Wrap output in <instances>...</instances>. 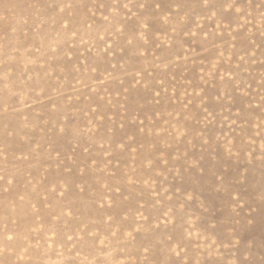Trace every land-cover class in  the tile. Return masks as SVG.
Returning <instances> with one entry per match:
<instances>
[{
  "label": "rangeland",
  "instance_id": "obj_1",
  "mask_svg": "<svg viewBox=\"0 0 264 264\" xmlns=\"http://www.w3.org/2000/svg\"><path fill=\"white\" fill-rule=\"evenodd\" d=\"M0 264H264V0H0Z\"/></svg>",
  "mask_w": 264,
  "mask_h": 264
}]
</instances>
